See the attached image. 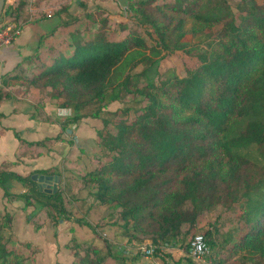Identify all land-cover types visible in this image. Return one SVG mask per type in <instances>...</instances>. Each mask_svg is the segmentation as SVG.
Masks as SVG:
<instances>
[{"label":"trees","instance_id":"16d2710c","mask_svg":"<svg viewBox=\"0 0 264 264\" xmlns=\"http://www.w3.org/2000/svg\"><path fill=\"white\" fill-rule=\"evenodd\" d=\"M124 5L131 18L114 25L99 7L93 13L87 3L72 12L65 6L68 17L40 35L34 53L1 76L0 106L15 99L12 89L22 87L25 102L31 93L40 95L31 104L37 119L50 121L46 106L57 104L72 112L61 123L66 131L86 118L104 124L91 153L81 150L84 159L25 177L0 167L4 197L24 199L25 208L39 206L30 220L35 232L44 226L34 221L42 213L55 236L60 222L72 220L94 233L114 228L128 243L150 240L153 257L163 264H182L170 251L189 254L188 236L199 219L221 206L203 233L206 262L224 264L218 257L239 255L238 264H264V2ZM26 9L25 0L14 7L6 0L1 22L8 17L21 27ZM178 52L194 63L161 72L160 63ZM127 99L125 107L107 110ZM47 141L20 139V146L41 147L40 156L49 151ZM36 173L58 175L57 192L40 191L31 179ZM13 183L20 189L10 190ZM79 195L90 203L88 210H111L113 220L96 228L74 219L72 200ZM13 221V213L0 211V264H25L28 258L4 242ZM20 244L37 250L29 241ZM65 248L72 264H127L124 252L108 243L100 250L72 238Z\"/></svg>","mask_w":264,"mask_h":264},{"label":"crops","instance_id":"0c3cea01","mask_svg":"<svg viewBox=\"0 0 264 264\" xmlns=\"http://www.w3.org/2000/svg\"><path fill=\"white\" fill-rule=\"evenodd\" d=\"M8 1L9 6L14 7L19 0ZM25 1L27 2L26 14L28 18L20 27V36L11 46L0 49V85L1 76L3 74L11 72L20 61L31 55L28 44L37 42L40 35L55 29L62 21L60 16L63 18L64 15L62 9L60 10L61 5L66 3L63 0ZM126 1L127 0H77L76 3L80 5L81 2H86L90 8L94 7L97 3L99 6L106 8L108 4L111 6L115 5L122 7ZM69 5L66 6L70 12L77 9L74 8L71 3ZM4 91H7V89H4ZM25 103L26 102L22 99V97L15 96L14 100L5 101L0 106V167H8L9 171L25 177L29 173L35 171H47L52 167L60 166L64 160L75 161L79 157L84 159V156L81 154V150L87 149L90 146L92 147L93 142L96 140L92 128L87 123L88 121L81 122L79 126L75 125V129L67 130L66 137H64L62 134L63 131L60 127V124L63 122L60 118H64L62 113L61 115L59 114L61 108L56 107V109H50V107H48L45 114L49 117L50 121H46L42 117L39 119L33 117L29 110L27 111L26 108L23 109L21 106ZM58 136L62 139L60 142H56L54 140ZM20 139L26 142H41L45 139H49L50 141L46 142V146L49 151L44 155L38 156V153L42 151L43 148L37 146L21 147ZM36 174L49 175L46 173ZM12 186L13 187H10V190L11 188L15 191L20 189L16 183H13ZM22 190L23 187H21V191ZM72 204L74 205L73 200ZM35 209L39 210L33 206L25 208V204L20 202L19 199L12 202L8 201V199L4 197V191L0 189L1 212L7 210L9 213H13L14 215L17 213H22L24 215ZM88 209L85 211V215L91 212V210ZM101 222L107 221L102 220ZM87 223L91 225L89 221H87ZM76 224L78 223L73 220L60 222V225L57 228V236L53 234L55 243L51 245V252L52 257H54L57 262L63 258L65 261L67 259V262H69L68 264H71L73 261L72 256L65 248V245L72 238L76 239L77 236L80 237V234H83L85 239L87 238V233L85 232L84 227L88 226H81L78 228ZM27 229L29 230V233L30 229L28 226ZM45 230V228L40 229L36 233L41 234ZM51 231L54 233L52 229ZM92 233L95 237L101 238L103 244L105 245L104 247H106L108 243L112 245V248L115 249L116 252H120L122 250L124 252L123 256L127 258V264H134L137 261L139 264H145L146 261H144V258L149 260L148 264H163L160 259L154 258L153 255L146 256L145 253L143 254L142 252H139L138 255L135 256L132 252L138 248V245H140V248L142 246L149 248L152 246V242L150 240L138 241L140 244L132 242L127 245L126 249H123V247L118 245V238H121V236L118 235L116 229L106 228L105 230H97V233L92 231ZM78 242H85L94 247L97 246L95 242H87L86 240ZM60 245L62 246L61 248ZM104 247L96 248L104 250ZM118 248H120V250ZM137 250L141 251V249ZM170 252L175 260H178V257L180 256L183 258L184 256H187L185 255V252L183 253V251L179 249L171 250ZM141 254L143 255L142 259ZM137 256L140 257L137 258Z\"/></svg>","mask_w":264,"mask_h":264},{"label":"rangeland","instance_id":"374dc122","mask_svg":"<svg viewBox=\"0 0 264 264\" xmlns=\"http://www.w3.org/2000/svg\"><path fill=\"white\" fill-rule=\"evenodd\" d=\"M63 1L66 3L61 5L60 10L63 9L66 5H69L70 3L74 8H77L76 10L80 9L79 5L76 3L77 0H75V1L63 0ZM256 1L259 4L264 2V0H256ZM8 2H7V6L9 5ZM82 3H86V2H82ZM162 3L163 2H161V1L159 2V4H162ZM98 7L101 8L100 10L102 11L103 16H106L111 21L112 25H114V24H126L129 22L131 15H132V13L128 11V8L126 7V5H122V7H118L115 5L111 6L108 4V6H106V8H103L96 3V5L92 8H90L88 6V8H90L91 12H93V13H97L99 11ZM63 14H64L63 18H62V16H60V18L62 20L65 17L66 18L68 17L66 13L63 12ZM103 16L100 18L101 19L104 18ZM100 18H99V20H100ZM10 22H11V20L7 17V18H4V20L2 21L1 24L3 25V24L10 23ZM187 27L188 28L190 27V23L188 24ZM188 40H190V39H187V43H191V41H188ZM36 44H37V42H32V43L28 44L30 54L34 53V48H35ZM193 63H194V61L187 59V57L185 55L178 52V53H176L175 56H171V57H168L167 59L163 60L162 63H160V65H159L160 66L159 69L161 72L167 73L168 71H171L172 68H176L177 71L179 72L183 69L184 64L191 65ZM12 91L16 96H20V97L24 96V91H23L22 87H15L14 89H12ZM29 96H30L29 99L21 107L23 109L26 108L27 111L29 110L31 115H34V114L38 115V113L31 107V104L37 103L40 95L36 94V93H31V95H29ZM129 103H130L129 99H127L124 104H120L118 102L113 103L108 107L107 110L114 112L117 109L125 107L126 104H129ZM48 107H50V109L51 108L56 109V107H58V105L57 104L56 105L48 104L46 106V109H48ZM63 110H66V109L61 108L59 114L61 115V113H62V115L64 116V118H63L64 120L62 118H60V119L63 122H65L67 119L72 117V112H71V110H69L70 112H68L69 114H67L66 111H63ZM62 121H60V122H62ZM84 121H88L87 123L92 128V130L95 134L96 140H97V137H98L97 132L103 129V127H104L103 122L99 119H93V118L83 119L82 122H84ZM76 126H79V125H76ZM76 126H75V124H71V125L66 126V128H67V130L75 129ZM60 127L63 131L62 134L64 135V137H66L65 127L63 126L64 127L63 128L62 124H60ZM94 144H95V142H93L92 147L90 146L89 148L84 149V152L90 154ZM85 158L87 159L86 156H85ZM75 186L76 185L74 184L73 187H75ZM85 198H86L85 196L79 195L76 199L73 200L74 205L71 207V212H72V217L74 219H83L86 222L89 221L91 223V225L96 227V228H97V224L99 222H101L102 220H106L107 222H111L113 220L114 217H113L112 211L108 210L106 207L94 208L91 210L90 213L85 215V211L90 207V203L88 201L86 202ZM19 201L22 202L23 204H25L24 199H19ZM33 207L39 209V206H36V204H34ZM217 209L218 210L213 211L211 213H208L199 219V223H198L195 231L188 236L189 240L193 237L192 235L195 236L196 234H203L209 229V225L212 224L215 221V219L217 218V216L219 215V213L224 210V208L221 206H219ZM33 211L27 212L24 215L22 213H17L16 215H14V221H13L12 228L10 230H6L7 233L5 235L4 242H8V247L10 249H14L18 253L24 254L25 256H28L25 264H57V263L68 264L69 262H67V259L65 261V260H63V258H61L62 260L60 259V261L57 262L55 260V258L52 257L51 245H53V243H55L54 238H53L54 233H52L51 228H50V223L48 222V219L44 213H42L39 217H36V219L34 221L37 223H42L44 226L41 229L45 228L46 230L44 232H42L41 234H38L35 232L34 226L32 224L33 222L31 223L30 220H32L31 217L35 216L37 211H39V210L35 209ZM230 216H231L230 219L235 218L234 217L235 216L234 211L230 214ZM76 225L78 228L81 227V225H79V224H76ZM27 226L30 229L29 233H28L29 230L27 229ZM84 230L87 233V238L85 239L84 238L85 236L83 234H80V237H78V236L76 237V239L78 241L86 240L87 242H95L97 245L96 247H98V248H103L105 246L103 244V241L101 240V238L94 236L91 228L84 227ZM26 241L31 242V244L34 247H36L37 250L35 253L33 252V249L25 248L24 246H22L20 244L21 242L24 243ZM118 241H119L118 245L123 247V249H126L128 244H131V243H128V240L126 237L118 238ZM138 244H140V243H138ZM61 247L62 246L60 245V248ZM120 248H118V249L120 250ZM137 249H140V245H138ZM137 249L132 251L135 256L138 255L139 252H142V251H138ZM173 253H178V252H173ZM183 253H184V251H183ZM185 255H187V256H184V258L181 256H180L181 258L178 257L181 260L182 264H188L189 261H192L195 264H205V263L196 262L195 260H193V258H191L190 254H188V253H185ZM141 256H142L141 257V259H142L143 255L141 254ZM238 257H239V255H230L226 261L227 255H224V256L218 257V259L224 260V262H225L224 264H238V261H239ZM72 260H73V258H72ZM144 261H146L145 264H148L149 260H146L144 258ZM169 262L171 264H173V262H171L170 260H169ZM134 264H139V262L137 261ZM206 264H209V262H207Z\"/></svg>","mask_w":264,"mask_h":264},{"label":"built area","instance_id":"2783aa9c","mask_svg":"<svg viewBox=\"0 0 264 264\" xmlns=\"http://www.w3.org/2000/svg\"><path fill=\"white\" fill-rule=\"evenodd\" d=\"M2 23V22H1ZM0 23V49L11 46L16 39L20 36V27L15 26L13 23L1 24ZM67 110V111H66ZM67 114L70 112L66 109ZM189 254L193 260L198 263H207L205 257L209 253V247L206 243L204 234H196L190 240ZM141 251L145 253L146 256L153 255V247L145 248L142 246Z\"/></svg>","mask_w":264,"mask_h":264},{"label":"water","instance_id":"95a60500","mask_svg":"<svg viewBox=\"0 0 264 264\" xmlns=\"http://www.w3.org/2000/svg\"><path fill=\"white\" fill-rule=\"evenodd\" d=\"M6 5V0H0V23L1 17ZM32 181L37 182L40 191L45 193H56L58 185L60 184V177L58 175H40L34 174Z\"/></svg>","mask_w":264,"mask_h":264}]
</instances>
